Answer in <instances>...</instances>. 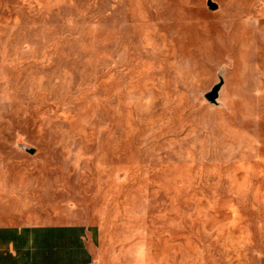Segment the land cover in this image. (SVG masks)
<instances>
[{"label": "rangeland", "instance_id": "374dc122", "mask_svg": "<svg viewBox=\"0 0 264 264\" xmlns=\"http://www.w3.org/2000/svg\"><path fill=\"white\" fill-rule=\"evenodd\" d=\"M213 1L0 0V225L264 264V0Z\"/></svg>", "mask_w": 264, "mask_h": 264}, {"label": "crops", "instance_id": "0c3cea01", "mask_svg": "<svg viewBox=\"0 0 264 264\" xmlns=\"http://www.w3.org/2000/svg\"><path fill=\"white\" fill-rule=\"evenodd\" d=\"M0 264H96L94 234L81 224L0 225Z\"/></svg>", "mask_w": 264, "mask_h": 264}, {"label": "water", "instance_id": "95a60500", "mask_svg": "<svg viewBox=\"0 0 264 264\" xmlns=\"http://www.w3.org/2000/svg\"><path fill=\"white\" fill-rule=\"evenodd\" d=\"M208 7L211 10L218 9V5L213 0H208ZM223 83L224 81L221 78L220 82L217 85H215L209 93L206 94V98L208 99V101H210L213 104H218V99L220 97V91L223 87ZM34 151H35L34 149H30L29 153L33 154Z\"/></svg>", "mask_w": 264, "mask_h": 264}]
</instances>
